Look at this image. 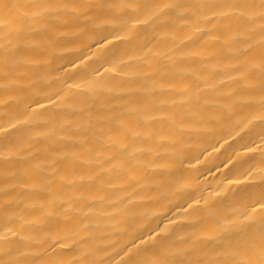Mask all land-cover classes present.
Wrapping results in <instances>:
<instances>
[{"label": "bare ground", "instance_id": "1", "mask_svg": "<svg viewBox=\"0 0 264 264\" xmlns=\"http://www.w3.org/2000/svg\"><path fill=\"white\" fill-rule=\"evenodd\" d=\"M0 264H264V0H0Z\"/></svg>", "mask_w": 264, "mask_h": 264}]
</instances>
